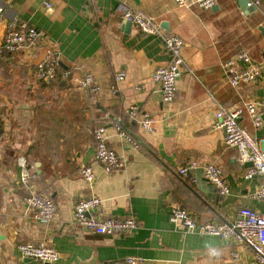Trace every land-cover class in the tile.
Masks as SVG:
<instances>
[{
    "label": "crops",
    "instance_id": "obj_1",
    "mask_svg": "<svg viewBox=\"0 0 264 264\" xmlns=\"http://www.w3.org/2000/svg\"><path fill=\"white\" fill-rule=\"evenodd\" d=\"M6 19L27 20L39 31L35 45L0 54V264H239L251 257L242 243L187 232L170 220L173 207L186 208L198 221H229L241 206L264 212L252 198L261 177H247L249 162L225 143L212 123L219 106L264 101L262 73L238 87L230 84L224 62L247 50L264 58V0H218L209 9L179 7L174 0H2ZM45 2L52 4L49 11ZM152 16L163 31L185 42L186 68L172 102L162 99L153 79L170 53L161 36L144 34L123 18L126 7ZM5 25L0 24V46ZM47 49L58 57L56 79L37 78L36 65ZM125 71L123 81L114 77ZM95 76L98 91L81 85ZM137 107L136 118L130 108ZM155 119L146 131L140 118ZM264 120V108L262 110ZM240 125L264 137L244 109ZM106 127L108 146L127 159L124 169L108 172L95 157L96 126ZM119 124L133 138L128 141ZM33 176L22 181L18 158ZM196 163L187 175L180 171ZM215 163L230 185L224 195L204 177ZM92 166L94 181L79 170ZM32 193L53 198L52 218H36L25 202ZM96 196L98 217L134 216L131 232L101 235L75 221L77 201ZM46 241L61 257L54 263L22 256L21 242ZM235 253L238 257L235 258Z\"/></svg>",
    "mask_w": 264,
    "mask_h": 264
},
{
    "label": "built area",
    "instance_id": "obj_2",
    "mask_svg": "<svg viewBox=\"0 0 264 264\" xmlns=\"http://www.w3.org/2000/svg\"><path fill=\"white\" fill-rule=\"evenodd\" d=\"M179 7L198 6L203 9L214 7L218 0H174ZM49 11L52 4L45 2ZM125 21L133 23L139 31L144 34L159 35L163 45L170 53V60L165 66L157 67L153 79L159 84L163 101L172 102L175 99L178 89V80L186 68V61L183 56L185 42L181 36L173 32L163 31L161 25L155 19L143 11L126 7L123 11ZM0 24L5 25V34L0 54L18 51L24 47L35 45L39 39L38 29L27 20H20L17 17L6 19V7L0 0ZM238 59H229L224 62V70L228 75L231 85L238 87L244 82L255 80L263 71L264 58L261 61H254L247 50L238 54ZM58 57L54 51L47 49L44 57L36 65L37 78L40 80H53L57 74ZM126 77L125 71L118 72L115 83L123 81ZM81 85L85 89L98 91L95 85V76L91 72L84 74ZM264 101L255 98L248 99L244 104L234 106H219L214 114L212 127L225 132V143L227 146L239 151L241 163L252 162L251 168L247 171V177L260 176L261 180L252 193V198L264 202V137H259L248 128L240 125L239 119L244 109L250 115L256 127L263 125L262 110ZM130 115L136 118L137 107L130 108ZM139 123L146 131L153 129L155 119L146 115L140 118ZM120 134L128 141L133 142L129 133L122 130L116 124ZM95 157L101 162L106 171L124 169L127 159L112 150L107 144L106 127L101 124L95 127ZM21 166L22 181L33 176L27 166L24 157L18 158ZM196 163L192 161L188 166L181 169L183 175H187L189 169L194 168ZM81 176L88 182L94 181L96 174L92 166H83L79 170ZM204 177L217 187L224 195L230 193V185L224 176L223 169L215 163H208L204 166ZM25 202L36 210V218L50 219L56 209L53 198L46 194L32 193L25 197ZM101 200L96 196L80 199L74 205L75 221L80 227L101 235H115L124 232H131L138 227V220L131 215L124 217H98L94 210L99 207ZM170 220L173 223L181 224L187 232H195L201 235H214L224 240H233L235 243L245 244L251 252V257L240 260L239 264H264V212H259L248 206L239 207L233 218L229 221L207 220L198 221L189 210L175 206L170 211ZM18 250L24 257L33 258L45 263H54L61 257L60 252L49 245L46 241L21 242ZM235 258L238 254L235 253ZM121 264H138L136 257H126Z\"/></svg>",
    "mask_w": 264,
    "mask_h": 264
},
{
    "label": "water",
    "instance_id": "obj_3",
    "mask_svg": "<svg viewBox=\"0 0 264 264\" xmlns=\"http://www.w3.org/2000/svg\"><path fill=\"white\" fill-rule=\"evenodd\" d=\"M249 0H241V6L243 8H248ZM128 25H131V22L128 21ZM250 166H252V162H249Z\"/></svg>",
    "mask_w": 264,
    "mask_h": 264
},
{
    "label": "trees",
    "instance_id": "obj_4",
    "mask_svg": "<svg viewBox=\"0 0 264 264\" xmlns=\"http://www.w3.org/2000/svg\"><path fill=\"white\" fill-rule=\"evenodd\" d=\"M14 52H16V51H14ZM17 52H18V51H17ZM6 53H9V52H6ZM12 53H13V52H12ZM57 71H58V70H57ZM57 76H58V73L56 74V77H57ZM56 77H55L54 79H56ZM54 79H53V80H54ZM51 81H52V80H51Z\"/></svg>",
    "mask_w": 264,
    "mask_h": 264
}]
</instances>
